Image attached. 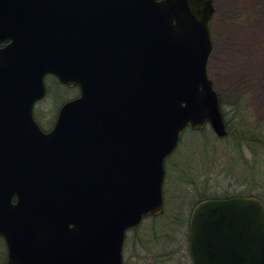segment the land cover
<instances>
[{"label":"water","instance_id":"obj_1","mask_svg":"<svg viewBox=\"0 0 264 264\" xmlns=\"http://www.w3.org/2000/svg\"><path fill=\"white\" fill-rule=\"evenodd\" d=\"M0 233L10 264H123L125 230L162 209L181 131L227 133L206 70L213 0H0ZM78 83L44 132L45 73ZM18 201L11 203L12 195ZM193 264H264V205L207 198Z\"/></svg>","mask_w":264,"mask_h":264},{"label":"rangeland","instance_id":"obj_2","mask_svg":"<svg viewBox=\"0 0 264 264\" xmlns=\"http://www.w3.org/2000/svg\"><path fill=\"white\" fill-rule=\"evenodd\" d=\"M231 15L235 24L224 29L225 19ZM210 24L214 50L208 73L221 91L232 132L219 138L210 125L202 131L187 126L181 132L165 158L164 210L154 220L145 219L136 231L128 232L125 264H192L188 224L193 207L201 199L250 194L264 201V148L254 143L250 149L235 140L239 124L242 130L250 126L264 129V54L260 50V43H264V0H216ZM253 55L255 71L258 67L256 81L242 89L247 94L236 110L240 86L233 83L232 73L241 63H250L253 59L248 58ZM52 89L56 90L50 87L37 104L44 125L59 96L70 92Z\"/></svg>","mask_w":264,"mask_h":264},{"label":"trees","instance_id":"obj_3","mask_svg":"<svg viewBox=\"0 0 264 264\" xmlns=\"http://www.w3.org/2000/svg\"><path fill=\"white\" fill-rule=\"evenodd\" d=\"M215 7H216V0H214V9H215ZM234 24H235L234 16L231 15L229 18L225 19V26H227V27L224 26V29L231 28L232 26H234ZM211 31H212V29H211ZM260 46H261L260 50L264 54V43H260ZM213 50H214V47L212 46V52L210 53L208 61H207V72H208V62H209L210 57L213 54ZM261 51H260V53H261ZM248 59H250V60L253 59V60H251L250 63L249 62L241 63V66H239L237 68V70H236L237 72L235 71L234 73H232V79H234L233 83H236L237 87L240 86V90H239V92H237L238 96H236L238 100L235 101V105L237 106L236 110L241 105V102H240L241 99L243 100V98L247 94V92H245V91L243 92L242 89H245V88L247 89V87L250 84H252L254 81H256L255 73L258 70V67H256V71H255V66L253 65L254 64V60H255L254 59V55L249 57ZM263 66H264V62H262V67ZM208 75H209V73H208ZM214 87H215V85H214ZM54 88H57V87L54 86ZM215 89H216V91L218 93L220 106L222 108V112H223L224 117H225V122H226V127H227V135L225 137H228L230 135V133L232 132L231 131V126L229 125V119L226 117V113H225V111L223 109L224 105H223V99H222L221 91L218 90L216 87H215ZM232 110L234 111L235 107ZM239 118L240 117H238V119ZM206 126L204 128H202L201 130H199V131L204 130L206 128ZM245 127H246V125H245ZM236 128H237L236 136H238V137H236L235 140L237 141L238 144H241L243 146H247L248 145L250 147V149H252L253 148L252 145H254V143H258L264 148V129H262V127H260V129H258V127L255 128V127L250 126V128H244V130H242L243 126H242V124H239ZM210 131H211V129H210ZM204 133H206V132H204ZM209 134H211V133H209ZM247 196H256V197L260 198V200L263 201V199L259 195H250V194H248ZM158 215H151V216H149V218L154 220L155 219L154 217L158 216ZM141 224H143V223H141Z\"/></svg>","mask_w":264,"mask_h":264},{"label":"flooded vegetation","instance_id":"obj_4","mask_svg":"<svg viewBox=\"0 0 264 264\" xmlns=\"http://www.w3.org/2000/svg\"><path fill=\"white\" fill-rule=\"evenodd\" d=\"M2 4V2H0ZM2 13V11H0V14ZM8 42V40H1L0 41V47H3L6 43ZM44 83H45V94L42 98L36 100L33 104H32V115H33V118L34 120L37 122V124L40 126V128L44 131V132H48L55 124L56 122V119L58 117V113H59V110L60 108L62 107V105L71 100V99H74L75 97H77L80 93V86L78 83H74V84H66V83H63L61 82L58 77L53 74V73H47L44 77ZM56 86V90H53L54 92L58 91L59 89L62 90L63 88L64 89H68L70 92H67L66 94H63V95H60L59 97L60 100L57 101L55 103V108H54V112L52 111V114H48L47 115V122H46V125H44L38 114H39V109L37 108V104L42 101L48 94V91L50 90V87H54ZM45 123V122H44ZM18 201V195L16 193H14L11 197V203L12 204H15L17 203ZM200 201V200H199ZM198 201V202H199ZM197 202V203H198ZM196 203V204H197ZM264 203V201H263ZM195 204V206H196ZM194 206V207H195ZM193 207V209H194ZM192 209V211H193ZM163 211H161L160 213L158 214H161ZM192 213V212H191ZM156 215V214H155ZM151 216V215H150ZM149 218V216H148ZM147 218V219H148ZM141 226V223L137 226H134V227H131L129 229H127L126 233H125V238H124V242H123V249H122V258H123V264L124 263V257H123V252H124V247L126 246V243H127V234L128 232L130 231H136L137 227H140ZM188 249H189V244H188ZM190 252V251H189ZM9 260V248H8V242H7V239L5 237V235L3 233H0V264H10L8 262ZM191 262L193 264V261H192V257H191Z\"/></svg>","mask_w":264,"mask_h":264},{"label":"bare ground","instance_id":"obj_5","mask_svg":"<svg viewBox=\"0 0 264 264\" xmlns=\"http://www.w3.org/2000/svg\"><path fill=\"white\" fill-rule=\"evenodd\" d=\"M178 140H179V139H178ZM177 142H178V141H177ZM174 148H175V147H174ZM171 152H172V151H171ZM171 152H170V153H171ZM170 153H169V154H170Z\"/></svg>","mask_w":264,"mask_h":264}]
</instances>
